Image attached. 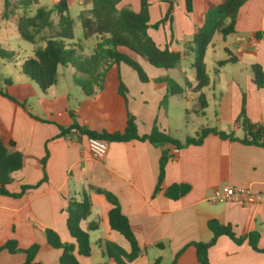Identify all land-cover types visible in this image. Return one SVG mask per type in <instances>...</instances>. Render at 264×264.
I'll use <instances>...</instances> for the list:
<instances>
[{"label":"crops","instance_id":"1","mask_svg":"<svg viewBox=\"0 0 264 264\" xmlns=\"http://www.w3.org/2000/svg\"><path fill=\"white\" fill-rule=\"evenodd\" d=\"M46 1L51 6H45ZM56 1L7 0L8 4H14L15 10L5 13V0H2L0 47H8L9 38L16 34L19 16L31 15L39 7L51 8ZM75 1L82 7L80 14L91 8L85 0H67L68 6ZM221 1L192 0V10L186 13L185 0H150V26L168 16L158 28L149 27L147 32L159 48L170 41V49L185 51L183 60L191 52L184 45L202 25L205 10ZM121 7L137 12L139 0H121L118 8ZM261 31H264V0H247L236 14L234 32L225 37L218 33L213 36L204 57L209 83L201 90L207 107L203 115L197 114L206 121H198L193 135L202 128L213 127L241 138L243 132L237 117L242 100L248 119L264 130V87L258 88L253 83L250 70L251 65L257 64L264 72V37L255 36ZM219 52L226 56L218 58ZM208 58L212 60V75L208 73ZM229 58L235 60L219 65ZM139 62L148 82H140L125 64H112L105 71L102 88L91 97L83 96L74 82L78 73L70 66L62 67L61 73L58 68L56 83L46 91L22 73L21 64L14 80L1 78V92L15 101L0 94V137L5 145L13 142L14 149L25 156L24 167L11 174L7 189L17 193L22 185L35 184L43 176L46 180L18 198L0 195V246L10 239L21 249L37 243L35 262L59 264L61 251L48 247L43 229H52L62 242H71L64 209L68 200L81 201L85 195L91 210L81 227L87 229L92 223L98 227L89 231L90 255L79 260L81 264H114L105 256L102 242H114L127 251L129 244L109 228L107 212L111 204L94 188L117 198L120 211L127 217L142 249L139 257L129 264H151L158 257L160 264H170L178 251L181 253L176 264H199L195 247L190 243L211 239L212 233L207 227L211 219L230 225L237 235L250 231L263 233L264 149L261 147L209 134L200 145L178 150L139 140L107 142L104 157L95 159L88 150L86 136L75 130L60 135V128L73 124L96 132L121 133L129 113L135 118L139 135L148 134L155 125L175 139L187 137L178 138L177 132L171 130L167 106L173 97L186 93L197 99L198 94L187 88L181 95L170 96L166 106H162L165 87L153 80L170 77L168 72L176 70L180 85L187 79L193 87L192 63L189 65L192 74H188L180 63L175 69L165 71L142 59ZM120 80L127 89L126 100L118 91ZM164 148L169 160L163 182L156 190L158 160ZM46 154L42 167L40 160ZM173 183H187L191 190L178 200H170L164 196V190ZM224 185L248 187L260 193L262 200L251 206L213 202L214 190ZM158 243L163 247L157 246ZM258 247H264L262 234ZM24 260L23 253L0 251V264H23ZM208 264H264V252L253 251L246 240L237 245L228 237L220 236L208 250Z\"/></svg>","mask_w":264,"mask_h":264},{"label":"trees","instance_id":"2","mask_svg":"<svg viewBox=\"0 0 264 264\" xmlns=\"http://www.w3.org/2000/svg\"><path fill=\"white\" fill-rule=\"evenodd\" d=\"M91 8L79 15L82 38L78 43H74L73 19L69 14L67 0H58L51 8L39 7L31 15L23 14L17 19V31L22 40L36 45L33 56L23 59L21 71L33 80L40 90L46 91L57 81L59 67L70 66L80 76L74 79L79 86L83 96L91 97L102 88L105 71L112 64L123 63L133 70L139 81L148 82L149 78L141 67L139 59L147 62L150 66L169 71L175 69L185 51L170 49V41L163 48H159L155 41L149 36V27L154 29L162 23L168 15L161 21L149 25V5L150 0H139V9L134 12L129 7L118 8L121 0H85ZM247 0H222L221 2L207 8L204 12L202 25L194 33L191 41L184 46L193 55L191 68L194 74V86L187 79L183 85L176 83L168 76L154 79V83L165 87V94L161 100L163 106L168 97L181 95L187 88L197 93L196 113L203 115L207 107L205 95L201 90L209 83L204 57L208 45L215 34L225 37L234 32L235 17L239 8ZM5 10L7 0H5ZM192 10V0H185V11L190 13ZM257 38L264 37V31L255 34ZM94 39L90 52L86 53L84 44ZM14 53L0 47V59L12 60ZM235 59L229 58L219 62L223 65ZM253 83L258 88L264 87V72L262 68L253 64L250 67ZM8 84V83H7ZM119 94L125 100L127 89L120 80L118 87ZM0 94L15 101L5 92ZM32 116V115H31ZM73 116V114H72ZM38 119L36 116H32ZM39 120V119H38ZM243 136L235 137L233 133L218 131L213 127L200 129L194 136H187L183 140L171 137L168 132L159 130L153 125L148 134L139 135L135 124V118L128 113L127 124L123 132H96L86 127L73 124L69 128H60V135H64L70 130H75L78 134L94 137L105 142H128L132 140L147 141L155 147L163 148L172 146L176 150L189 145H200L209 134L217 135L220 139L237 141L243 145H254L264 149V130L262 126L252 123L246 116L244 100H242L240 111L237 117ZM8 148H12L9 151ZM47 154L40 160L44 167ZM169 160V153L164 148L158 160V175L156 190H159L165 177V169ZM25 156L14 149V143L9 142L5 145L0 137V195L18 198L26 190L37 188L46 177L35 184L22 185L19 192L10 193L7 186L11 183V174L24 167ZM95 192L103 194L111 204L107 212V223L111 230L118 232L129 244V250L111 241H100L105 248V256L113 260L114 264H129L136 260L141 254L142 249L138 245L135 234L129 224L127 217L121 213L117 198L104 190L94 188ZM191 190L187 183H173L164 190V196L170 200H178ZM91 203L87 196H83L81 201L70 199L64 209L66 217V227L72 239L71 242H62L59 235L52 229L45 228L43 233L49 248L61 251L59 264H81L80 257H88L91 253L89 241V231L96 230L97 223L81 227V222L90 214ZM207 227L212 233L208 242H192L195 247L196 258L199 264H208V250L213 246L220 236H226L235 244L240 245L245 240L255 252H264V247H258V241L263 233L250 231L244 235H237L230 225H222L217 220L211 219L207 222ZM157 246L163 247L158 243ZM23 253L25 260L23 264H40L34 261L35 255L39 250V244L33 243L26 249L17 246L14 239H10L0 246V251ZM181 251H178L170 264H176V260ZM161 258H156L151 264H160Z\"/></svg>","mask_w":264,"mask_h":264},{"label":"rangeland","instance_id":"3","mask_svg":"<svg viewBox=\"0 0 264 264\" xmlns=\"http://www.w3.org/2000/svg\"><path fill=\"white\" fill-rule=\"evenodd\" d=\"M45 6L47 7L51 6V3H49V1L48 2L46 1ZM16 8L18 7L16 6ZM81 8L82 7L79 4H77L76 1L72 2L69 5V14L70 17L73 19L74 43H78V40L82 38V30L78 16L81 12ZM19 9L22 10V8ZM2 10H3L2 0H0V11ZM14 10H15L14 4H8L7 2L6 12L8 11L7 13H9ZM8 35L10 37L11 33L10 34L8 33ZM93 42L94 39H91L87 44H84V48H85L84 52L88 53L91 51ZM7 44L8 47L5 46L2 47V49L12 51L14 53V57L10 61L5 59H0V80L1 78H3L5 80H9L10 82L19 75L21 61L29 56H33L36 45L30 44L22 40L19 34L17 33V31L13 38L11 37L9 38ZM211 56L214 57L216 55L211 54ZM217 56L218 58H224L226 54L223 52L222 53L219 52V55ZM192 61H193V54L190 52L185 56L183 60L181 59V61L179 62L181 66L185 67L188 74H192V71L189 68V65L192 63ZM211 66H212V60L208 58L207 67H208V73L210 75H212L213 73ZM61 71H62V67L59 68L60 73ZM132 73L135 72L132 71ZM176 74H177L176 70L168 72V75L170 77H172L177 83L181 84V78ZM79 76L80 75L78 74L77 77ZM28 81H29L28 83H31L30 80ZM166 104L167 101L163 106H166ZM167 108L170 117L169 122L172 128L171 130L173 132H177V135L179 136L178 138H183L185 136H194L193 130L195 126H197L198 121H206L203 120L202 116H198L196 113V110L198 109L197 99L192 98L190 95L188 96L186 93L182 94L181 96H176L171 98L169 100V104Z\"/></svg>","mask_w":264,"mask_h":264},{"label":"built area","instance_id":"4","mask_svg":"<svg viewBox=\"0 0 264 264\" xmlns=\"http://www.w3.org/2000/svg\"><path fill=\"white\" fill-rule=\"evenodd\" d=\"M87 147L91 155L95 159H102L107 151V142L94 137H88ZM260 193L253 192L248 187H237L232 185H224L214 190L213 202L225 203L232 202L239 206H251L261 202Z\"/></svg>","mask_w":264,"mask_h":264}]
</instances>
